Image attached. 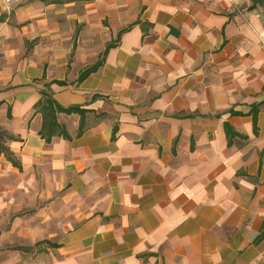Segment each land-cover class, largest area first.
Here are the masks:
<instances>
[{
  "label": "crops",
  "instance_id": "0c3cea01",
  "mask_svg": "<svg viewBox=\"0 0 264 264\" xmlns=\"http://www.w3.org/2000/svg\"><path fill=\"white\" fill-rule=\"evenodd\" d=\"M250 4L0 0V131L20 163L1 152L0 182L18 172L32 191L23 214L0 191V264H264V9ZM41 88L87 109L80 130L59 111L68 136L45 141ZM225 122L242 136L228 143Z\"/></svg>",
  "mask_w": 264,
  "mask_h": 264
},
{
  "label": "trees",
  "instance_id": "16d2710c",
  "mask_svg": "<svg viewBox=\"0 0 264 264\" xmlns=\"http://www.w3.org/2000/svg\"><path fill=\"white\" fill-rule=\"evenodd\" d=\"M250 2L251 4L248 6L249 9L255 8L256 6H261L264 9V0H250ZM134 23L130 24V26L133 25ZM119 32H121V30ZM113 44H114L113 42H108L106 44L105 48L102 51V56L105 54L108 47H110ZM100 63H101V58H98L93 64L82 69L79 72L78 79H82L88 73L95 70ZM58 82L64 83L63 80H58ZM40 93H41V98L38 100L35 107L36 110L42 113L43 121L41 128L39 129V133L45 139V141L49 142L52 135L55 133L62 134L66 137L68 136L64 127L56 121V113L59 111H63L66 113L78 112L80 114L79 130L81 129L82 116L84 112L87 110L86 108L78 105H68V106L61 105L51 96L50 92L42 88L40 89ZM251 111L254 120L257 111V104L252 105ZM224 130L228 138V143L230 142V136L234 134H238L242 136V134L234 130L227 122L224 123ZM12 137H13L12 135L4 134L3 132L0 131V153L3 152L5 157L8 160H10L12 164L20 167L19 161L16 160L13 154L8 150V147H6L4 144V140H5L4 138H12Z\"/></svg>",
  "mask_w": 264,
  "mask_h": 264
},
{
  "label": "rangeland",
  "instance_id": "374dc122",
  "mask_svg": "<svg viewBox=\"0 0 264 264\" xmlns=\"http://www.w3.org/2000/svg\"><path fill=\"white\" fill-rule=\"evenodd\" d=\"M103 23L105 25H107V20L105 19L103 21ZM104 30H105L104 31V38H105L107 36V34H108V30L107 29H104ZM20 176H21V178H20ZM22 177H24V175H22V174H20L18 172H15V173H7L6 174V180H5L6 184L5 183H2V181L0 182V191H1V189L3 187H6V190H7V193H8L7 196H6V199H8L9 204H12V206L11 207L9 206V207L12 208V209H18V212H17L18 214L29 213L30 210H31L30 205H28V202L27 201H24V200L23 201L22 200H19L18 201L16 199V196L18 198H20L19 196L22 193L28 195V193L32 192L31 189H30V186H28L26 188L24 186H21V187L18 186V185L16 186V184H17L16 180L17 181L22 180ZM24 180H30V176H28ZM19 188H21V189H19ZM14 204H17L18 207L15 208V205ZM12 209L8 210V212L5 213V215H7V219L14 218L15 211L12 210ZM25 209H27L26 210L27 212H24Z\"/></svg>",
  "mask_w": 264,
  "mask_h": 264
},
{
  "label": "built area",
  "instance_id": "2783aa9c",
  "mask_svg": "<svg viewBox=\"0 0 264 264\" xmlns=\"http://www.w3.org/2000/svg\"><path fill=\"white\" fill-rule=\"evenodd\" d=\"M5 3H17L20 2L22 0H3Z\"/></svg>",
  "mask_w": 264,
  "mask_h": 264
}]
</instances>
